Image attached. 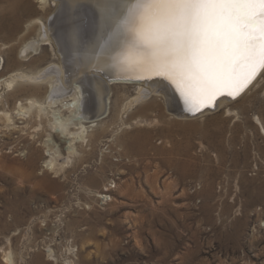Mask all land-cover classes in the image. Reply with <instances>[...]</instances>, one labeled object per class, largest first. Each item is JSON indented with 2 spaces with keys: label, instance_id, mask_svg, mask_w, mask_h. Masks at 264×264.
<instances>
[{
  "label": "rangeland",
  "instance_id": "obj_1",
  "mask_svg": "<svg viewBox=\"0 0 264 264\" xmlns=\"http://www.w3.org/2000/svg\"><path fill=\"white\" fill-rule=\"evenodd\" d=\"M18 2L26 7L17 13ZM67 8L0 0V82L49 62V46L29 56L20 49L55 18L76 41L74 55L87 58L100 11L95 0ZM110 92L92 145L77 143L64 176L44 167L42 146L33 169L9 167V158L27 161V142L0 132V155L9 156L0 163V264L8 253L14 264H264V76L244 98L190 118L169 111L162 95L128 108L134 84ZM45 174L64 188L41 183Z\"/></svg>",
  "mask_w": 264,
  "mask_h": 264
},
{
  "label": "snow or ice",
  "instance_id": "obj_2",
  "mask_svg": "<svg viewBox=\"0 0 264 264\" xmlns=\"http://www.w3.org/2000/svg\"><path fill=\"white\" fill-rule=\"evenodd\" d=\"M113 66L161 77L198 108L264 69V0H95Z\"/></svg>",
  "mask_w": 264,
  "mask_h": 264
},
{
  "label": "bare ground",
  "instance_id": "obj_3",
  "mask_svg": "<svg viewBox=\"0 0 264 264\" xmlns=\"http://www.w3.org/2000/svg\"><path fill=\"white\" fill-rule=\"evenodd\" d=\"M38 1L43 4V7L51 2L58 11L65 7L71 11L79 0ZM25 7L18 2L16 5L14 4L13 9L18 13ZM84 16L88 18L86 27L91 28V15ZM55 19L50 22V29L42 23L37 37L26 44L24 43L20 49L21 54L29 56L38 54L44 46H49L51 51L49 62L45 66L43 65L44 67L38 68L35 73L14 72L8 77L2 76L0 82V87L9 92L5 96L0 94V132H5V136H11L17 132L20 134L19 139L27 142L24 146L28 154L25 162L0 155V163L5 158L10 159V163L7 164L9 167L19 165L20 169L26 171L33 169L36 166L38 156L41 155L39 146H42L46 150L45 155L48 157L44 167L55 177L64 176L66 166L69 163L72 164L73 158L79 157L77 143L92 145L91 138H89L90 128L109 113L110 86L114 84H134L137 86V95L130 99L127 104L128 108L150 98L152 95H162L169 111L182 118H190L212 113L240 97V99L244 98L264 76L263 69L262 74L255 80L253 79L252 86L242 95L232 98L223 96L216 103L215 108H207L201 111L205 106L213 105L214 99L221 93L208 103L201 104L196 108L191 104H186L184 97L177 90L176 84L166 79L161 77L135 79L121 73L113 66L110 53L104 46V42L107 40V31L103 27V22L100 27L99 39L96 40L95 38L96 42L90 49L87 58L83 62L79 61L73 51L76 41L72 40L71 42V40L65 39L66 36L57 26L58 20ZM85 23L82 24L83 27H85ZM17 24L16 31L19 33V22ZM72 35L75 36L74 32ZM55 60H60V64H57ZM223 92H228L233 96L228 89ZM22 96L25 98H21ZM40 97H44L43 102L40 101ZM11 104L14 105L12 109ZM19 120H23L26 125H19ZM56 139L59 140V144L56 143ZM62 145L68 153L67 157L63 156ZM41 183H52L58 188L63 187L59 181L51 180L48 174H45ZM50 252L52 255V250ZM3 261L7 264H14L11 253L5 254Z\"/></svg>",
  "mask_w": 264,
  "mask_h": 264
},
{
  "label": "water",
  "instance_id": "obj_4",
  "mask_svg": "<svg viewBox=\"0 0 264 264\" xmlns=\"http://www.w3.org/2000/svg\"><path fill=\"white\" fill-rule=\"evenodd\" d=\"M259 71V72H258ZM257 71V73L258 74H256V76H255V78H254V80L257 78V77H259V75L261 74V72L263 71V69H259ZM254 80H252L248 85H247V87L246 88H244L241 92H239L238 94H236L235 95V97H238V96H240V95H242L244 92H246L251 86H252V84L254 83ZM223 96H227V97H233V96H231L228 92H222L221 94H219L215 99H214V104L213 105H209V106H205V108H203L201 111H204V110H206L207 108H215L216 107V103L220 100V98H222Z\"/></svg>",
  "mask_w": 264,
  "mask_h": 264
}]
</instances>
